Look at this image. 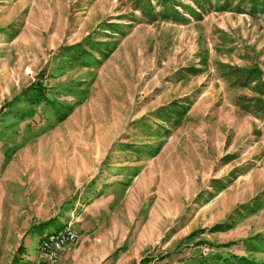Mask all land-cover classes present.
Listing matches in <instances>:
<instances>
[{
	"label": "rangeland",
	"instance_id": "1",
	"mask_svg": "<svg viewBox=\"0 0 264 264\" xmlns=\"http://www.w3.org/2000/svg\"><path fill=\"white\" fill-rule=\"evenodd\" d=\"M67 226L64 264H264V0H0V264Z\"/></svg>",
	"mask_w": 264,
	"mask_h": 264
},
{
	"label": "built area",
	"instance_id": "2",
	"mask_svg": "<svg viewBox=\"0 0 264 264\" xmlns=\"http://www.w3.org/2000/svg\"><path fill=\"white\" fill-rule=\"evenodd\" d=\"M79 235L72 226L53 232L41 241L39 257L43 264H64L63 257L78 241Z\"/></svg>",
	"mask_w": 264,
	"mask_h": 264
},
{
	"label": "crops",
	"instance_id": "3",
	"mask_svg": "<svg viewBox=\"0 0 264 264\" xmlns=\"http://www.w3.org/2000/svg\"><path fill=\"white\" fill-rule=\"evenodd\" d=\"M63 262H64V257H63Z\"/></svg>",
	"mask_w": 264,
	"mask_h": 264
},
{
	"label": "trees",
	"instance_id": "4",
	"mask_svg": "<svg viewBox=\"0 0 264 264\" xmlns=\"http://www.w3.org/2000/svg\"><path fill=\"white\" fill-rule=\"evenodd\" d=\"M164 259V258H163Z\"/></svg>",
	"mask_w": 264,
	"mask_h": 264
}]
</instances>
